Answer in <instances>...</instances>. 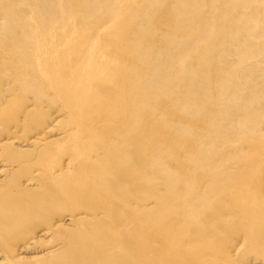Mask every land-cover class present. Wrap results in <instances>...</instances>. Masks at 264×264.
Returning a JSON list of instances; mask_svg holds the SVG:
<instances>
[{
  "label": "bare ground",
  "instance_id": "6f19581e",
  "mask_svg": "<svg viewBox=\"0 0 264 264\" xmlns=\"http://www.w3.org/2000/svg\"><path fill=\"white\" fill-rule=\"evenodd\" d=\"M0 264H264V0H0Z\"/></svg>",
  "mask_w": 264,
  "mask_h": 264
}]
</instances>
